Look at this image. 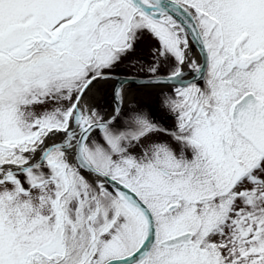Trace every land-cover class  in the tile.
Instances as JSON below:
<instances>
[{
    "label": "snow or ice",
    "instance_id": "6c2138e0",
    "mask_svg": "<svg viewBox=\"0 0 264 264\" xmlns=\"http://www.w3.org/2000/svg\"><path fill=\"white\" fill-rule=\"evenodd\" d=\"M0 264H264V0H0Z\"/></svg>",
    "mask_w": 264,
    "mask_h": 264
},
{
    "label": "rangeland",
    "instance_id": "374dc122",
    "mask_svg": "<svg viewBox=\"0 0 264 264\" xmlns=\"http://www.w3.org/2000/svg\"><path fill=\"white\" fill-rule=\"evenodd\" d=\"M138 57H140L141 59H147L149 56V52H148V44L147 42L141 46L140 51L137 53ZM105 100V99H104ZM138 101L143 104L146 105L148 108H150L152 111L156 112L155 109V100L154 97L152 96H148V95H139L138 96ZM104 103V101H103ZM156 116L159 119L160 118V114L159 112H156Z\"/></svg>",
    "mask_w": 264,
    "mask_h": 264
},
{
    "label": "bare ground",
    "instance_id": "6f19581e",
    "mask_svg": "<svg viewBox=\"0 0 264 264\" xmlns=\"http://www.w3.org/2000/svg\"><path fill=\"white\" fill-rule=\"evenodd\" d=\"M140 95H142V94H140ZM104 99H105V97H104L103 93L97 95V101L98 102L103 103ZM137 100H138V96H137Z\"/></svg>",
    "mask_w": 264,
    "mask_h": 264
}]
</instances>
